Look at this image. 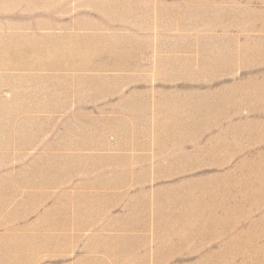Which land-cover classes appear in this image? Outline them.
<instances>
[{
    "label": "rangeland",
    "instance_id": "1",
    "mask_svg": "<svg viewBox=\"0 0 264 264\" xmlns=\"http://www.w3.org/2000/svg\"><path fill=\"white\" fill-rule=\"evenodd\" d=\"M0 61V264H264V0H0Z\"/></svg>",
    "mask_w": 264,
    "mask_h": 264
},
{
    "label": "bare ground",
    "instance_id": "2",
    "mask_svg": "<svg viewBox=\"0 0 264 264\" xmlns=\"http://www.w3.org/2000/svg\"><path fill=\"white\" fill-rule=\"evenodd\" d=\"M5 53V52H2V54ZM1 62V61H0ZM4 62V61H3ZM18 62V61H17ZM14 63V62H13ZM19 63V62H18ZM43 66L39 65V64H36V63H33V62H30V63H20L19 65H10L7 63V61H5L4 63H0V71H4V72H15V71H25V72H33V71H37L38 69L41 70ZM54 65H48L46 66L45 64V69H50V70H54L55 68H53ZM30 85V88H35L37 86H33L31 83H29ZM16 86H24L23 83H19ZM51 86V85H50ZM9 88H12L13 85H9L8 86ZM52 87V86H51ZM54 87V86H53Z\"/></svg>",
    "mask_w": 264,
    "mask_h": 264
}]
</instances>
